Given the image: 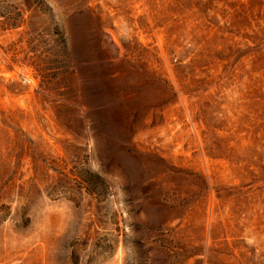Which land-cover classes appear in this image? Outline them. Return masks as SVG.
I'll use <instances>...</instances> for the list:
<instances>
[{
	"label": "rangeland",
	"instance_id": "374dc122",
	"mask_svg": "<svg viewBox=\"0 0 264 264\" xmlns=\"http://www.w3.org/2000/svg\"><path fill=\"white\" fill-rule=\"evenodd\" d=\"M0 264H264V0H0Z\"/></svg>",
	"mask_w": 264,
	"mask_h": 264
}]
</instances>
